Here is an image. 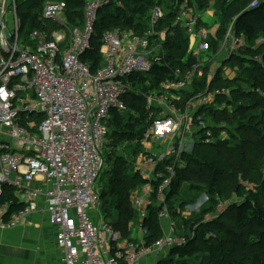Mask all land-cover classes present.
Instances as JSON below:
<instances>
[{"label": "built area", "instance_id": "1", "mask_svg": "<svg viewBox=\"0 0 264 264\" xmlns=\"http://www.w3.org/2000/svg\"><path fill=\"white\" fill-rule=\"evenodd\" d=\"M221 1L210 0L205 11L191 0H175L170 5L176 10L173 27L187 36L195 64L185 73L176 71L174 80L161 83L159 90L145 93L130 79L149 75L164 62V43L171 28L162 27L166 19L163 7H154L143 35L106 32L101 44L103 65L92 73L82 58L92 50L100 9L110 0H88L81 28L69 26L63 1L46 3L40 21L54 23L60 30L35 29L28 38L21 34L17 0H0V198L11 189L15 196L11 203L23 206L6 222L10 204L0 207L3 227H15L33 214L45 213L56 230L64 264H141L148 254L160 255L165 249L186 244L171 221L168 195L178 169L186 168L183 154L190 152L185 148L193 147L200 130L206 131L207 143L213 140L211 130L197 115L206 107L222 109L217 101L230 96V91L212 87V82L220 72L225 76L226 61L247 47L246 39L235 34V19L220 51L210 55V40L216 34L201 25L218 26L217 5ZM260 1H254L252 7ZM258 44H264V39ZM204 79L208 84L205 93L180 109L183 93ZM144 85L151 87L149 82ZM130 94L146 99L148 109L161 110L160 119L143 139V152L132 158L136 174L147 182L131 196L140 222L146 218L153 195L161 208V223L169 222V228H163V238L150 248L122 240L121 234L103 221L100 211L99 181L106 168L108 123L112 112L128 111L126 98ZM170 159L171 163H166ZM206 202L204 196L196 205L186 207L185 215L199 212ZM223 209L221 205L219 212Z\"/></svg>", "mask_w": 264, "mask_h": 264}, {"label": "trees", "instance_id": "2", "mask_svg": "<svg viewBox=\"0 0 264 264\" xmlns=\"http://www.w3.org/2000/svg\"><path fill=\"white\" fill-rule=\"evenodd\" d=\"M62 1L66 4L65 16L69 26L81 28L88 0ZM118 1L122 3L121 6ZM174 1L110 0L108 5L100 9L92 37V50L82 58L83 62L91 67L92 73H96L103 65L101 44L104 34L122 30L143 35L149 28L152 10L159 5L166 11L162 27L171 28L164 43V62L156 65L149 75L132 77L130 80L135 82L138 89L149 82L150 88L144 85L147 91L159 90L161 83L174 80L176 71L185 73L195 64V59L189 55V40L184 31L173 27L176 10L170 5ZM209 1L191 0V4L195 3L199 10L205 11ZM46 2L17 0V13L24 38H28L35 29L49 33L60 30L54 23L40 21ZM247 2L224 0L217 5L218 31L215 39L210 40V55L215 56L220 51L228 27L235 19V34L246 39L247 47L239 56L226 61L225 66L235 73V77L225 78L220 72L211 84L212 87H225L230 91V96L217 101L218 106L223 108L206 107L197 115L211 130L210 137L218 140L207 144L206 131L200 130L196 135V148L192 153L183 154L186 168L178 169V176L168 195L167 208L171 221L177 227L178 236L185 238L186 244L171 249L168 258L159 264H264V44H258L264 39V2L255 8L246 6ZM201 27L211 28L204 24ZM258 57L262 58L261 62L257 60ZM207 85L204 79L196 83L190 92L183 93L180 109L204 94ZM126 104L128 111L112 112L108 123L111 143L104 152L107 169L99 181L101 217L121 234L122 240L136 242L131 235L126 234L123 225L141 227L145 231L143 245L150 248L164 236L159 219L161 208L156 195H153L146 218L140 222L131 196L147 182L136 174L132 158L143 152V139L150 127L160 119L161 110L148 109L146 99L136 94H130ZM222 134L227 137L218 138ZM255 144L262 145V152L258 156L259 175L250 173L253 165L248 158V149L251 150ZM118 149H122L129 159L118 154ZM234 171L243 178V183H237L231 189L236 201L230 203L223 182L227 174ZM13 193V190L6 189L0 198V207L10 204L5 222L12 214L23 209L19 203H11L15 198ZM201 196L207 198L206 204L199 213H192L188 218L185 215L186 207L196 205L202 199ZM221 205L227 206L225 210L229 215L226 219L230 222L222 216L219 219L212 218L220 213ZM207 218L212 219L206 221ZM183 227L190 229V233H186ZM236 248H244L250 253L240 256Z\"/></svg>", "mask_w": 264, "mask_h": 264}, {"label": "crops", "instance_id": "3", "mask_svg": "<svg viewBox=\"0 0 264 264\" xmlns=\"http://www.w3.org/2000/svg\"><path fill=\"white\" fill-rule=\"evenodd\" d=\"M161 224L165 230L169 228L168 221ZM139 228L141 231L131 237L142 244L144 238L142 228ZM169 253L170 249H165L160 255L148 254L141 264L161 263ZM63 256L57 244L56 230L45 213L33 214L15 227H3L0 223V264H64Z\"/></svg>", "mask_w": 264, "mask_h": 264}, {"label": "rangeland", "instance_id": "4", "mask_svg": "<svg viewBox=\"0 0 264 264\" xmlns=\"http://www.w3.org/2000/svg\"><path fill=\"white\" fill-rule=\"evenodd\" d=\"M62 0H47V2L46 3H50V2H61ZM254 1H256V0H248V2H247V4H246V6H250V7H252L253 6V3H254ZM263 3L264 2V0L263 1H260V3ZM218 31V26H216V25H214L213 24V26L211 27V32H212V34H216V32ZM223 56H225V55H222V57ZM227 67V66H226ZM228 69H227V72L225 73V76H228L229 78H231V77H235V73L229 68V67H227ZM223 73V72H222ZM228 73V74H227ZM223 76H224V74H223ZM141 88H142V90H143V92H145V93H147V89L144 87V85H142L141 86ZM151 91H153V90H148V93L149 92H151ZM165 131H167V130H165ZM227 137V135L226 134H222V135H220V137H218V138H221V139H223V138H226ZM195 138H197V136L195 137ZM195 141L193 142V147L190 149V145H189V147H186L185 148V150L186 151H188V152H190V153H192L193 152V150L196 148L195 146H196V142H197V140L196 139H194ZM215 140H216V142H217V140L218 139H216V137H215V139H213L212 141L213 142H215ZM109 143H111L110 141H109ZM207 144H209V143H207ZM120 147V146H119ZM153 152H157V150L154 148L153 149ZM248 152H249V154H248V158H249V160L251 161V163H252V167L250 168V173L252 174V175H259V170H258V156H259V152H262V145H259V144H255L253 147H252V149L250 150V149H248ZM118 154H120V155H122L125 159H129V157L127 156V154L122 150V149H118ZM232 156H229V158H231ZM239 157H237V159H238ZM107 169V168H106ZM264 175V172L262 173V176ZM237 183H243V178L239 175V174H237L235 171L234 172H230V173H228L227 174V178L224 180V182H223V186H224V188L227 190V194L230 196L229 197V201H230V203H232V202H235L236 201V198L234 197V195H233V193H231V189L233 188V186L235 185V184H237ZM247 186H250V187H253L252 185H249V184H247ZM137 192H139V191H137ZM137 192H135V193H137ZM204 196H201L200 197V199L201 198H203ZM199 199V200H200ZM104 207V205H102V208ZM226 205H224L223 206V210H221L220 211V213L219 214H217L216 215V218L215 219H219L221 216H222V218L224 217L225 219L224 220H226L227 221V219H226V217L229 215V213H227V211L225 210L226 209ZM194 213L196 214V213H199V212H196V211H194ZM188 218H190V216H188ZM207 221V220H206ZM227 222H230V221H227ZM192 226H190V228H191ZM196 227H197V225H196ZM195 227V228H196ZM193 228V227H192ZM123 229L125 230V232H126V234L129 236V235H134V233L136 232V233H138L139 232V230H140V228L138 227V226H134L133 224H128V225H123ZM138 229V230H137ZM183 229H184V227H183ZM180 230H182V228H180ZM186 230V233H190V229H187L186 227H185V229H184V231ZM141 231V230H140ZM182 232H183V230H182ZM249 246V245H248ZM250 247V246H249ZM235 251L238 253V255H240V256H242V255H247V254H249L250 253V251H248V250H246V249H244V248H236L235 249ZM254 254L256 253L255 251H253V250H251Z\"/></svg>", "mask_w": 264, "mask_h": 264}]
</instances>
